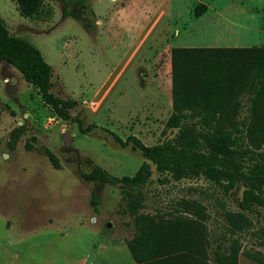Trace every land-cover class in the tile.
<instances>
[{"label": "rangeland", "instance_id": "374dc122", "mask_svg": "<svg viewBox=\"0 0 264 264\" xmlns=\"http://www.w3.org/2000/svg\"><path fill=\"white\" fill-rule=\"evenodd\" d=\"M83 1L77 10L86 27L64 17L59 1L47 0L53 12L39 19L22 16L14 0H0L10 32L34 43L52 65V91L77 102L69 120L60 118L18 69L0 60V264H136L116 245L140 232L125 211L121 185L89 181L81 172L97 165L117 176L138 170L141 150L123 146L115 134L147 145L176 134L165 128L173 112L174 47L264 46V0ZM200 3L207 9L196 16ZM244 96L242 89L233 104ZM245 101L241 114L221 116L213 126L235 133L248 113ZM77 119L92 129L82 132ZM21 124L25 132L10 148V133ZM263 136L249 145L264 156ZM152 170L142 225L157 232L169 222L172 239L182 240L162 264H216L220 243L229 264H264V202L244 210L252 226L232 234L227 213L242 210L243 186L226 191L205 177L161 182ZM182 199L195 200L205 219L184 211Z\"/></svg>", "mask_w": 264, "mask_h": 264}, {"label": "trees", "instance_id": "16d2710c", "mask_svg": "<svg viewBox=\"0 0 264 264\" xmlns=\"http://www.w3.org/2000/svg\"><path fill=\"white\" fill-rule=\"evenodd\" d=\"M24 17L44 19L53 10L47 0H14ZM62 4L64 17L72 16L82 20L78 7H85L83 0H55ZM207 9L200 3L195 7L196 16ZM0 60L18 69L23 78L39 90L44 103L62 119L71 118L70 110L77 104L73 98H62L53 91V67L42 51L31 41L10 32L4 19L0 17ZM172 92L173 112L166 121L165 128L178 129L173 137L152 145L131 135L123 140L114 135L123 146L132 143L141 150L145 161L133 175L117 176L97 165L89 172H81L89 181L119 184L125 211L134 217L137 232L127 241L129 250L137 264H161L174 248L162 243L173 241L174 232L169 230V222L150 232L142 225L140 210L145 207V188L151 182L152 165L162 175L161 182L169 179L182 180L205 177L221 184L226 191L244 187L239 200L238 212H228L230 232L247 231L252 219L243 212L253 210L256 203L264 202V156L255 151L249 141L264 132V46L252 47H174L172 49ZM245 89V96L233 104L235 96ZM247 115L239 120L241 126L235 133H225L213 126L218 118L232 113L241 114L245 108ZM197 116V120L191 118ZM90 131L93 125L83 128ZM21 124L12 129L9 146L14 148L25 132ZM264 139V136H263ZM248 140V141H247ZM55 168H60L57 155L49 148L44 149ZM97 204L95 200L92 202ZM184 211L205 219L200 205L195 200L182 199L178 202ZM159 232V233H158ZM264 240V229L261 231ZM222 243L214 250L216 264H229V255L223 252ZM236 245L231 248L236 250ZM163 259V260H162Z\"/></svg>", "mask_w": 264, "mask_h": 264}, {"label": "crops", "instance_id": "0c3cea01", "mask_svg": "<svg viewBox=\"0 0 264 264\" xmlns=\"http://www.w3.org/2000/svg\"><path fill=\"white\" fill-rule=\"evenodd\" d=\"M180 241H182L181 239H175V240H173V241H170V240H168V241H164L163 240V242H158V243H162V248H164V246H166V247H168V248H176L177 247V245L180 243ZM121 245V248L123 249V250H125V249H127L128 250V252H129V254L132 256V254H131V252H130V250H129V247H128V245H127V243H125V242H123V243H117L116 245ZM120 247V246H119ZM124 247H126V248H124ZM126 250V251H127ZM132 259L134 260V258H133V256H132ZM135 261V260H134ZM135 263L137 264V262L135 261ZM161 264H162V262H160Z\"/></svg>", "mask_w": 264, "mask_h": 264}]
</instances>
